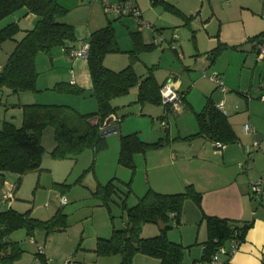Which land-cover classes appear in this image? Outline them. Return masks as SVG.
<instances>
[{"label": "trees", "instance_id": "trees-1", "mask_svg": "<svg viewBox=\"0 0 264 264\" xmlns=\"http://www.w3.org/2000/svg\"><path fill=\"white\" fill-rule=\"evenodd\" d=\"M152 2L182 14L174 4L168 1L152 0ZM134 3L139 8L135 1ZM22 8L23 15L29 12L34 13L38 19L32 27L24 30L21 38L16 39L13 49L0 66V88L6 87L11 93L37 91L36 82L39 71L36 67V55L39 51L50 52L56 45H62L67 53L69 49H77L70 45L76 39L74 25L61 19L67 9L58 0H0V19ZM105 14L109 13L105 11ZM117 15V17L121 16ZM18 31H20L18 23L9 21L0 27V42L15 39ZM262 35L264 30L247 38L256 40L254 43L256 53L258 51L256 42L264 40V37H260ZM131 37L133 48L129 52L135 56L140 51L155 47L154 43L144 42L139 31H132ZM85 41L89 43L85 56L91 79L89 91L86 92V89L79 85L63 81L56 82L51 89L80 95L88 93L97 102L96 110L78 112L63 103L12 104L22 107V118L19 125L6 119L0 125V187L4 184L7 171L18 173L19 180L22 174L40 168L45 153L42 134L47 127L53 128L55 145L50 151L53 157H70L86 147H91L95 151L104 147L106 141L101 135V130L114 123L119 124L121 119L117 115L118 107L112 104V99L125 94L133 86L138 87L137 101L159 103L167 108L169 105L172 106L162 101L160 89L165 82L159 83L152 73L157 64L147 66L150 71L146 75H141L136 72L132 64L115 70L103 63L107 53L121 51L114 34L112 20L108 19L105 25L90 31ZM216 50V48L211 50L212 57L215 56ZM217 85L220 87L218 83ZM178 94L182 102L183 94ZM196 118L199 124L198 130L186 138L204 136L215 144L220 143L217 148H221L238 137L228 116L210 96L206 98L202 109L196 112ZM119 141L117 160L120 164L129 167H134L135 153L156 148L161 143L159 140L144 141L137 131L121 133ZM93 163L92 161L89 169L93 167ZM118 182V178L116 180L112 177L105 183H98L93 191L102 200L101 204L107 208L111 220L114 217L110 207L111 200L118 203L124 214L122 226L113 225L108 237H97L94 251L98 255L119 254L120 264H132L133 257L137 253L158 258L159 264H181L185 249L191 244L185 245L170 239L167 229L172 226V221L178 224L187 197H191L197 207L200 206L201 193L192 184L186 185L183 191L172 193L148 189L138 197L136 203L130 205L128 204V197L131 194L129 182L126 183V189H122ZM60 184L65 185V183ZM120 190L122 195L119 194ZM115 193L119 195V201L112 197ZM202 219H205L208 237L201 242L202 251L198 261L206 264H210L212 255L219 246L226 245L231 239L241 243L252 224L251 220L240 221L206 213H202ZM158 220H162L164 224L159 233L141 236L140 229L144 222ZM66 226V213L61 208L45 220L31 216L30 209L23 212L11 206L0 209V264H12L23 251L17 241L8 238L12 231L25 228L27 235H33L36 229H43L47 234L64 229ZM38 254L44 255V251ZM229 256L222 257V264L227 263ZM46 259H48L46 256L40 257L43 263Z\"/></svg>", "mask_w": 264, "mask_h": 264}, {"label": "rangeland", "instance_id": "rangeland-1", "mask_svg": "<svg viewBox=\"0 0 264 264\" xmlns=\"http://www.w3.org/2000/svg\"><path fill=\"white\" fill-rule=\"evenodd\" d=\"M58 2L67 9L61 19L74 25L75 45L85 40L90 31L105 25L110 19L112 20L118 46L122 49L131 50L133 40L130 34L135 29H141L146 33L147 39L156 43L154 48H157V50L142 52L138 60L137 56L131 52L122 51L120 53L121 51H119L118 53L128 59L129 62H126V65L134 63L133 65L138 73L146 74L147 69L143 60L146 59L149 63L158 61L159 74L164 78V75L170 71L177 72V69L182 65L180 59L173 58L172 55L169 56L168 51L171 50L169 40L172 39L170 37L176 35L173 42L182 41V44H185L183 49L186 54L190 50H196L191 41V35L195 34V38L200 39L198 40L199 51L205 52L213 48L217 49L215 51V61L209 68L211 71L214 67L219 72V76H222L221 79L224 81L225 86L231 87L228 93L235 94V96L242 99H245L244 96L246 95L254 101L260 100V92L264 91L260 87V85L264 87V59L256 60L257 53L253 48L256 40H248L247 37L254 36L264 30V0H168L182 14L170 10L164 12L161 4L157 3V10L162 13L163 18L168 20L166 22L164 20L155 21L147 18L144 14L141 17L149 26L140 24L132 15L117 17V14L114 13L105 14L101 0H58ZM141 8L144 10L143 5H141ZM22 13L23 8L17 10L14 14L16 17H21ZM13 15L10 14L0 19V27L11 21ZM154 15L159 17L156 12ZM25 23L26 19L22 21L21 25L23 26ZM153 28L157 33L150 36V30H153ZM219 34L220 38L215 40L216 37L213 36L218 37ZM210 37L214 38L211 42L209 41ZM260 37H264V35ZM14 44L13 39L0 42V65L5 62ZM161 48H164L163 54ZM79 57L86 58L85 56ZM75 58L78 57H69L62 45L52 47L50 52L39 51L36 55V64L39 71L36 87L40 90L39 95L36 96L43 101L68 104L78 112L84 111L83 104L90 100L97 108L95 98L88 93L85 95L59 93V91H55L50 87L47 88V86H53L57 81L68 82L67 76H70V70H79L78 66H75L77 62L74 60ZM121 58L123 57L119 56L120 63H122ZM186 59L187 57L183 59V64L187 61ZM103 63L108 66L104 59ZM210 71L206 72L209 74ZM78 84L83 85L82 83ZM133 92L130 90V93L128 91L121 95L123 99H116V103L113 102L118 104L122 103L117 102L118 100H125L124 103H128L135 96ZM27 93L29 95L34 94L33 91H27ZM25 94L22 91L11 93L6 87L0 88V99H2L0 102V125L4 119L13 121L17 125L20 124L22 107L13 106L10 103L26 101ZM84 99L85 101H83ZM133 105L134 103L129 102L126 107L117 108V115L121 118L120 121L122 120L120 124L122 134L137 131L139 136L143 134V136L150 137L149 139L155 137L156 133L164 135L163 127L160 126L161 123L158 122L157 118L153 119L147 112L136 114L139 105H136V107ZM242 112L245 111L240 113ZM236 120L237 123H240L241 119L237 117ZM50 130H52V127L46 129L42 138V143L46 148L52 143V137L51 142L49 140ZM103 137L106 145L97 151L91 147H86L76 155L62 158L53 157L50 152L44 153L40 168L22 174L19 180L18 173L7 171L4 184L0 187V196H2L3 191L13 188L17 200L22 199L21 202L24 204L23 207L21 206L22 209L21 207H17V209L23 211L32 206V209L35 208L40 217H44L43 215L47 213L49 215L50 210L53 212L55 209L57 210V207L61 208L65 213H68L67 234L69 235H67L68 239L64 240L63 246L74 248L78 241L89 245L90 233L91 231L94 232L96 227L99 228V216L101 212H104L102 209L94 210L93 208L98 201L102 203V200L93 193L98 183H105L110 178L115 177L116 180L118 178L119 186L126 189V183L129 182L131 194L128 197V204L131 205L136 203L138 197L148 189H153L148 187L149 184H159L160 181L165 179L164 177L168 179L164 166L150 168L149 171L144 168L145 165L142 160L144 157L146 158L148 151L155 148L135 153L134 167H129L120 164L117 160V149L120 148V141L116 131L103 135ZM92 161L94 162L93 167L89 169ZM60 183H65V185ZM121 193L122 190L119 194L122 195ZM61 195L69 199L66 204L61 205L59 203ZM112 197L116 201L120 200L119 195L116 193ZM4 207V203L0 205V209ZM110 207L114 216L112 219L114 225L116 227L122 226L124 214L118 203L111 200ZM107 214L109 218V212ZM155 223L157 222H144L140 229L141 236L159 233L160 225ZM171 223L172 226L167 229V235L170 239L182 242L185 245L191 242L190 247L185 249L181 264H198L199 242L204 237L206 222L205 219H202L197 205L191 197H187L184 201L178 224H175L174 221ZM160 229L162 228L160 227ZM81 233L87 239H80ZM82 244H80V247H82ZM70 256L68 254L65 261L71 259Z\"/></svg>", "mask_w": 264, "mask_h": 264}, {"label": "crops", "instance_id": "crops-1", "mask_svg": "<svg viewBox=\"0 0 264 264\" xmlns=\"http://www.w3.org/2000/svg\"><path fill=\"white\" fill-rule=\"evenodd\" d=\"M135 2L140 8L141 16L146 14L147 18L155 21L164 20L166 22L168 20L163 18L162 13L156 8L157 3H153L152 0H135ZM141 5L144 6V10L146 9V11L142 10ZM161 8L164 12H166V10L168 12V9H165L162 5ZM152 11L158 13L159 17H156ZM15 12H13L12 15ZM128 16L131 15L128 14ZM183 16L186 18L184 14ZM24 19H26V23L22 26L21 23ZM37 19L38 16L30 12L24 15L22 13L21 17H16L14 14L11 21H16L20 27V31H18L15 35V39H13L14 42H16V39L21 38L24 34V30L32 27ZM134 31L140 32L144 42L154 43L156 46L155 42L146 38V33L143 32V30L135 29ZM150 33V36H153L156 35L157 32H155V29L153 28V30H150ZM213 37H216L215 40H218L220 34L218 37L216 35ZM213 37L209 38L210 42ZM170 38L172 39L169 40L171 49L168 51L170 53L169 56L172 55L173 58H178L182 62V65L177 69V72L173 73L170 71L166 75L163 74L165 76L163 78V76L159 74L160 70L158 61H152L149 63V61L145 59L143 62L147 69L146 74L150 71L147 66L157 64V67L152 71L156 80L159 83L171 82L177 92L183 94L180 107L175 109L171 105L167 108L159 103L147 101L139 102L137 101L138 87L133 86L130 88V90L134 91L133 93H135V96L129 102L134 103L133 106L135 107L136 105H139L136 114L147 112V114L153 119L157 118L158 122L161 123L160 126L163 127L165 132L164 135L156 133L155 137H152L151 139H149L150 137H146V135L143 136V134L140 136L147 142L158 140L161 142L158 147L146 153V158L144 157L142 160L145 165L144 168L149 171L150 168L153 169L158 166H164L166 176L168 177V179L164 177L165 179L160 181L159 184H149L148 187L159 192L172 193L182 191L186 185L192 184L194 188L201 193L200 206L197 207L201 217L202 213H206L233 218L240 221L251 220L252 224L247 229L244 240L239 244L238 249L228 257L226 264H264V196L253 193L250 185L251 181L258 178H261L262 183H264V91L260 92V100L258 101L247 98L246 95L244 96L245 99H242L239 96H235V94L228 93V91L231 90V87H226L224 81H222L225 86V90H223L217 85V82L212 79V75L214 74L218 75L220 79L222 77L219 76V72L214 67L210 71L209 67H211L216 58L215 56L212 57V49L206 50L205 52L199 51L198 40L200 39L197 37L195 38V34H192L191 41L196 50H190L185 54V50L183 49L185 44L183 45L182 41H176V43H174L173 41L176 39V35ZM84 41L85 40L81 41L78 45H75V42L73 41L70 45L74 48H80ZM132 43L133 42H131V44ZM119 48L121 50L120 53H122V51L129 52V49ZM155 49L157 50V48L151 50L155 51ZM146 51L148 50L140 51L136 57L137 60L140 58V54H142V52L145 53ZM161 52L162 54L164 53V48H161ZM116 53L112 52L106 54L104 61L108 66L115 68V70H119L125 67L127 64L126 62L129 61L125 56ZM117 55L123 57L121 58L122 63L119 62V56ZM186 57L187 61L183 64V59ZM262 59H264V57L259 58L256 55L257 61ZM74 60L77 61L75 66L77 65L79 70H70V76H67L68 82L74 85L82 83L83 85L79 86L85 88L86 92H88L91 88V79L89 78L87 60L82 57L75 58ZM133 64L132 66L134 67ZM256 65L257 63L255 66ZM134 69L136 68L134 67ZM206 71H210V73L208 74ZM139 74L146 75L144 73ZM48 87L51 88L52 85L47 86V88ZM260 87L264 89L262 85H260ZM39 90L40 89L37 88V91H33L34 94L32 95H29L27 91H22V93H26V101H23L22 103H51L43 101L36 96L39 95ZM208 96H210L228 116V119L238 136L235 141L224 144L221 148H217L214 141H211L204 136L186 138V136L195 133L198 130L199 124L196 118V112L202 109ZM121 97L122 96L119 95L112 99V104L116 105L118 109L120 107H126L129 104V102L124 103L126 102L125 100H118L117 102L122 103L115 104L116 99H123ZM83 101H85V99ZM15 103L21 102H13L10 103V105ZM220 104H222V106H220ZM83 108L84 111L82 112L96 110V106L91 100L87 103L85 102ZM241 111L245 112L240 113ZM237 117H240V123H237ZM121 121H119L118 130H116L118 136L121 134ZM244 124L251 125V131L245 132L243 129ZM46 129L43 131V134ZM256 134H258L259 140L255 139ZM49 136L50 142L52 137V143L48 148L44 146L45 153H49L55 145L53 128L50 130ZM254 141L257 142L256 149L253 148ZM119 149L120 148L118 147L117 153ZM8 191L11 192V195L3 198V194ZM1 195L0 205L3 203L5 204L3 209L11 206L20 211L17 207H23L24 205L21 202L22 199L17 200L18 198L15 197L13 188L3 191ZM63 196L64 195H61L59 199L61 205L66 204L67 201H69V199H66V202L62 203L61 198ZM93 208L94 210L102 209L104 212H101L99 216V228L96 227L95 231H91L90 233V239L88 241L89 245H85V243L82 244V241H78L74 248L63 246L64 240L68 239L67 235H69L67 234L68 223L64 229L55 230L47 234L43 229H36L33 235H27L25 228H18L12 231L8 238L17 241L23 251L12 262V264H41V256H46L49 259L50 264H64L68 254L71 255V264H120L119 254L98 255L94 251L97 237H108L111 234L114 223L113 220L110 219V216L108 218L107 209L101 204V202L98 201ZM27 209H30L31 216L43 220L49 219L56 211V209L53 212L50 210L49 215L47 213L46 215H43L44 217H40L37 210H35V208L32 209V206ZM67 214L68 213H66V220ZM155 224L158 225L157 223ZM207 237L208 231L206 227L204 229V237L199 242L200 247L197 254L198 258L202 251L201 242L205 241ZM83 238H85V236L81 233L80 239ZM80 244H82V247H80ZM39 245L43 247L44 255L40 256V254H38ZM132 264H159V260L155 257L137 253L133 257ZM198 264L201 263L198 261Z\"/></svg>", "mask_w": 264, "mask_h": 264}, {"label": "built area", "instance_id": "built-area-1", "mask_svg": "<svg viewBox=\"0 0 264 264\" xmlns=\"http://www.w3.org/2000/svg\"><path fill=\"white\" fill-rule=\"evenodd\" d=\"M102 4L104 6V11L107 13H115L119 15H125V14H132L135 16L136 20L140 24L148 25V23L142 19L141 17V12L139 8L135 5L134 0H116V1H111V0H101ZM89 43L84 41L83 44L81 45L80 48L77 49H69L68 50V55L69 57H79V56H86L87 51H88ZM256 48H257V56L259 58L264 57V40L256 42ZM212 79L215 80L221 87V89L225 90V86L223 85V82L218 78L216 74L212 75ZM161 96H162V101L164 103H170L172 104L173 108L178 109L180 107V96L172 86L171 82H166L160 89ZM222 106V104H220ZM251 125L249 124H244L243 129L245 132L251 131ZM256 144L257 142H253V148L256 149ZM220 146V143H216V147ZM251 189L254 193L260 194L264 196V183H262L261 178H258L256 180L251 181L250 183ZM11 195V192L8 191L3 194V197H8ZM61 202L65 203L66 198L63 196L61 198ZM239 242L236 239H231L227 242L225 245H221L218 247L216 252L213 253L210 264H222L223 259L222 257L224 255H231L234 251H236L239 247ZM38 252L43 253V247L38 246ZM70 259H67L64 264H69ZM41 264H50L49 259H46L45 262ZM201 264H206V263H201Z\"/></svg>", "mask_w": 264, "mask_h": 264}, {"label": "water", "instance_id": "water-1", "mask_svg": "<svg viewBox=\"0 0 264 264\" xmlns=\"http://www.w3.org/2000/svg\"><path fill=\"white\" fill-rule=\"evenodd\" d=\"M116 130H118V125L117 124H112V125L104 127L101 130V135L103 136V135H106L108 133L114 132ZM255 139L259 140L258 134L255 135ZM157 223L160 225L161 228L164 227V224H163L162 220H158Z\"/></svg>", "mask_w": 264, "mask_h": 264}]
</instances>
